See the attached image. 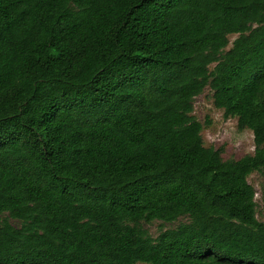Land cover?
<instances>
[{
	"label": "trees",
	"instance_id": "trees-1",
	"mask_svg": "<svg viewBox=\"0 0 264 264\" xmlns=\"http://www.w3.org/2000/svg\"><path fill=\"white\" fill-rule=\"evenodd\" d=\"M263 169L264 0H0V264H264Z\"/></svg>",
	"mask_w": 264,
	"mask_h": 264
},
{
	"label": "rangeland",
	"instance_id": "rangeland-1",
	"mask_svg": "<svg viewBox=\"0 0 264 264\" xmlns=\"http://www.w3.org/2000/svg\"><path fill=\"white\" fill-rule=\"evenodd\" d=\"M236 34H231L232 41ZM230 44L226 47L228 49ZM193 115L203 124L201 135L206 146L212 145L221 148V155L224 159H238L245 154L253 153L254 143L252 132L248 129L239 130L235 117H225L223 110L214 106L212 90L205 87L193 100ZM209 121V122H207ZM248 181L255 189L254 200L256 216L264 221V169L261 172H254L248 177ZM11 223L18 225V221L9 218ZM187 220L181 216L175 221L166 222L152 220L143 222V227L152 236L156 237L161 231L176 227L179 223ZM136 264H147L138 262Z\"/></svg>",
	"mask_w": 264,
	"mask_h": 264
}]
</instances>
